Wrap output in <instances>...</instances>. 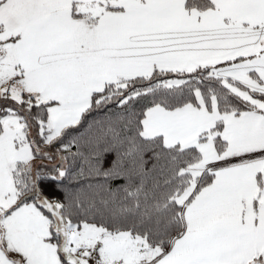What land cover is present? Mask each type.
<instances>
[{
  "label": "snow or ice",
  "instance_id": "6c2138e0",
  "mask_svg": "<svg viewBox=\"0 0 264 264\" xmlns=\"http://www.w3.org/2000/svg\"><path fill=\"white\" fill-rule=\"evenodd\" d=\"M0 264H264V0H0Z\"/></svg>",
  "mask_w": 264,
  "mask_h": 264
},
{
  "label": "trees",
  "instance_id": "16d2710c",
  "mask_svg": "<svg viewBox=\"0 0 264 264\" xmlns=\"http://www.w3.org/2000/svg\"><path fill=\"white\" fill-rule=\"evenodd\" d=\"M50 160H51L52 164H46V163L43 164V163H41L42 160H40L39 165L38 166L36 164L35 165L40 171L45 170V173H41V175L43 177H45V179L42 182L46 185L45 186L46 191L50 195L55 196V195H58L56 182L48 180L47 177L55 174L54 170L59 165V160H53V159H50ZM55 162H57V163L53 164ZM69 183H71V182H69Z\"/></svg>",
  "mask_w": 264,
  "mask_h": 264
},
{
  "label": "rangeland",
  "instance_id": "374dc122",
  "mask_svg": "<svg viewBox=\"0 0 264 264\" xmlns=\"http://www.w3.org/2000/svg\"><path fill=\"white\" fill-rule=\"evenodd\" d=\"M39 163H40V160H38V161H36L35 162V164L38 166L39 165ZM41 163H43V164H52L51 163V160L50 159H43L42 161H41ZM57 162H55V163H53V164H56ZM41 173H45V170H41L40 171Z\"/></svg>",
  "mask_w": 264,
  "mask_h": 264
}]
</instances>
